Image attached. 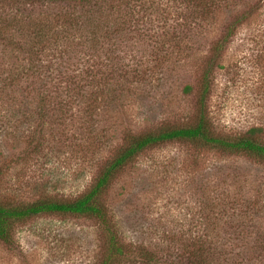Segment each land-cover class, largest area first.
Returning a JSON list of instances; mask_svg holds the SVG:
<instances>
[{
  "label": "rangeland",
  "instance_id": "rangeland-1",
  "mask_svg": "<svg viewBox=\"0 0 264 264\" xmlns=\"http://www.w3.org/2000/svg\"><path fill=\"white\" fill-rule=\"evenodd\" d=\"M206 71L214 132L264 143V0H0V202L81 196L129 134L193 124ZM102 201L111 264H264V161L167 142ZM107 231L37 214L0 264H101Z\"/></svg>",
  "mask_w": 264,
  "mask_h": 264
},
{
  "label": "trees",
  "instance_id": "trees-1",
  "mask_svg": "<svg viewBox=\"0 0 264 264\" xmlns=\"http://www.w3.org/2000/svg\"><path fill=\"white\" fill-rule=\"evenodd\" d=\"M83 2L90 0H80ZM222 46H217L220 51ZM210 72H205L198 88V116L195 122L187 126L161 127L138 134H129L125 143L114 156L106 161L98 173L92 187L73 200L40 198L25 204L0 202V241L6 245L13 244V230L16 223L41 213L87 216L98 219L108 233L109 254L101 264H111L123 255V244L110 228L107 208L102 201L104 193L112 181L137 155L147 148L167 142L190 143L200 148H213L227 153H241L254 159L264 161V143L260 140L261 129L250 128L247 132L229 137L216 134L207 117V98L211 91ZM186 86V90H190ZM111 232V233H110Z\"/></svg>",
  "mask_w": 264,
  "mask_h": 264
}]
</instances>
